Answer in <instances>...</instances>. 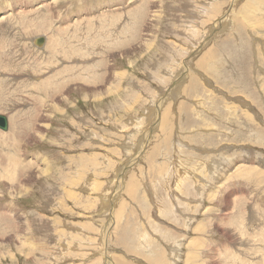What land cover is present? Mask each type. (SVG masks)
<instances>
[{
	"label": "rangeland",
	"instance_id": "374dc122",
	"mask_svg": "<svg viewBox=\"0 0 264 264\" xmlns=\"http://www.w3.org/2000/svg\"><path fill=\"white\" fill-rule=\"evenodd\" d=\"M49 3L0 0V264H264V0Z\"/></svg>",
	"mask_w": 264,
	"mask_h": 264
},
{
	"label": "bare ground",
	"instance_id": "6f19581e",
	"mask_svg": "<svg viewBox=\"0 0 264 264\" xmlns=\"http://www.w3.org/2000/svg\"><path fill=\"white\" fill-rule=\"evenodd\" d=\"M60 0H51V3H49V6H51V8L53 9L54 8V6L55 5H57V2H59ZM21 3H23V2H21ZM47 4V3H46ZM45 4V5H46ZM144 4V3H143ZM52 5H54V6H52ZM158 5V4H157ZM261 6V5H260ZM8 7V9H10L8 12H6V13H3L2 15H1V17H0V20L2 19V18H4L7 14H10L12 11H13V9H11V6L9 5V6H7ZM40 8H42V7H44V5L42 4V5H40L39 6ZM49 8V7H48ZM15 9V8H14ZM51 9V10H52ZM54 10V9H53ZM55 11V10H54ZM154 11V10H153ZM108 12V11H107ZM19 13H21V16H23V13L21 12V10L20 11H18L17 13H15V14H19ZM56 13V12H55ZM56 15V14H55ZM144 15V14H143ZM57 16V15H56ZM142 16V15H141ZM154 16V15H153ZM156 16V15H155ZM26 17V16H25ZM53 17V16H52ZM157 17V16H156ZM53 18H55V17H53ZM58 18V17H57ZM62 18V17H61ZM154 18V17H153ZM62 19H64V18H62ZM154 20V19H153ZM142 21V20H141ZM56 22H60L61 24H62V22L61 21H59V20H55V23ZM156 22V21H155ZM222 22V24L221 25H223V24H225L226 22L225 21H221ZM221 22H219V23H221ZM142 23V22H141ZM218 24V23H217ZM257 25V24H256ZM238 26V25H237ZM240 26V25H239ZM243 26V25H242ZM216 27V26H215ZM221 28H222V26H221ZM242 28V27H241ZM140 37V36H139ZM36 38H38V40L36 41V43H37V45H39V46H41L42 44H44L46 41H47V39L46 38H44V37H36ZM35 38V39H36ZM137 39V38H136ZM208 39H209V37H208ZM142 42V41H141ZM121 56V55H120ZM88 67V66H87ZM112 73V71H110V74ZM118 74V73H117ZM125 74V73H124ZM89 77V76H88ZM91 77H92V75H91ZM112 77V76H111ZM183 77V76H182ZM179 82H180V78H179ZM112 83V82H111ZM178 83V82H177ZM114 84V83H113ZM116 85V84H115ZM177 85H179V84H177ZM176 86V85H175ZM175 86H174V88H175ZM112 87V86H111ZM108 89H109V86L107 87ZM106 88V89H107ZM85 88H82V90H84ZM119 89V88H118ZM174 91V90H173ZM168 92V91H167ZM168 96H170V95H168ZM175 97V96H174ZM163 100V99H162ZM160 102V101H159ZM155 105H156V103H155ZM158 105H159V103H158ZM153 108H154V106H153ZM153 110V109H152ZM168 110V109H167ZM154 111V110H153ZM165 111H166V109H165ZM167 112V111H166ZM153 113V112H152ZM47 114L49 115V111L47 112ZM163 114H165L164 112H163ZM0 115H3V116H6L7 118H8V116L7 115H4V114H0ZM148 115V114H147ZM168 115V114H167ZM38 116V115H37ZM43 117V116H42ZM152 117V116H151ZM165 117V116H164ZM34 118V119H33ZM32 119L35 121V120H37V118L38 117H36V115L33 117ZM31 119V120H32ZM154 119V118H153ZM165 119H166V117H165ZM169 120V119H168ZM33 121V122H34ZM42 121V120H41ZM150 121V120H149ZM163 121H164V119H163ZM162 121V122H163ZM166 121V120H165ZM164 121V122H165ZM160 122V121H159ZM143 123H145V122H143ZM153 123H155V121L153 122ZM21 125H19V127H22V123H20ZM149 124V123H148ZM152 124V123H151ZM48 125V123H46L45 121L42 123H40V126H39V128L38 129H36V131H35V133H37V134H35V136H36V139L37 138H39V137H43V135H44V132H43V128H45L46 126ZM162 125H164V123L162 124ZM8 126L10 127V123H9V118H8ZM34 126V125H33ZM9 127H8V130H9ZM32 127V126H31ZM157 127V126H156ZM36 128H37V126H36ZM149 128V127H148ZM33 129H34V127H33ZM150 129H152V128H150ZM154 129V128H153ZM161 129V128H160ZM5 131V130H4ZM30 134V133H29ZM34 137V136H33ZM24 138V137H23ZM22 142H23V140H22ZM21 143V142H20ZM19 146H20V144H18ZM25 146L22 148V150H25V149H27V145H29V142L27 143V144H24ZM18 146V147H19ZM20 148V147H19ZM24 152V151H23ZM24 154H25V152H24ZM41 156V155H40ZM48 159V158H47ZM40 160V162H39V167H38V169L40 168V164H42V162L45 160L44 158H42V159H39ZM48 161V160H47ZM47 161H45V162H47ZM50 162V161H49ZM252 166V165H251ZM239 167V166H238ZM255 167V166H254ZM240 168V167H239ZM248 168H249V166H248ZM46 169V168H45ZM49 169V168H48ZM243 169V168H242ZM249 169H252L251 167L249 168ZM257 169V168H256ZM53 170V169H52ZM244 170V169H243ZM253 170H254V168H253ZM45 171L46 170H44V173H45ZM237 172H238V170H237ZM42 173V172H41ZM50 174V173H49ZM239 174V173H238ZM240 174H243V173H240ZM45 175V174H44ZM120 184V183H119ZM224 185V184H223ZM1 186H3V185H1ZM21 185H20V183L18 184V187H14V186H9V189H16V190H12L13 192H19V193H24V192H28L29 191V188L28 187H26V185H23V187H25V189L24 190H22V189H17V188H19ZM3 187H5V186H3ZM128 189V188H127ZM30 190H31V188H30ZM1 191V190H0ZM131 192V191H130ZM216 194V193H215ZM214 194V195H215ZM213 194H211L210 196H212ZM213 197V196H212ZM107 198V197H106ZM211 198V197H210ZM103 206V205H102ZM115 206V205H114ZM110 207V206H109ZM117 209H119V208H117ZM122 213V212H121ZM160 214H161V212H160ZM119 215V214H118ZM117 215V216H118ZM111 216V215H110ZM108 217V216H107ZM111 220V219H110ZM20 237V236H19ZM23 239V238H22ZM30 239V238H29ZM33 240V239H32ZM20 241H21V239H20ZM26 241V240H25ZM30 241V240H29ZM29 241H26L27 242V244H29L31 247H33L32 245H33V243L32 242H29ZM34 241H36V240H34ZM198 241V240H197ZM23 242V241H22ZM37 242L38 241H36L35 243L37 244ZM193 242H195V241H193ZM190 243H191V241H190ZM35 244V245H36ZM194 244V243H193ZM197 244V243H196ZM34 245V246H35ZM199 245V244H198ZM27 246V245H26ZM25 246V247H26ZM29 246V247H30ZM36 247H37V245H36ZM39 247V246H38ZM33 249V248H32ZM38 249V248H37ZM36 249V250H37ZM226 249V248H225ZM220 251V250H219ZM221 252V251H220ZM191 253V252H190ZM191 255H192V253H191ZM216 255V254H215ZM146 257H148V255H146ZM153 258V257H152ZM159 258V257H158ZM220 258V257H219ZM158 260V259H157ZM156 260V261H157ZM155 261V260H154ZM155 261V262H156ZM165 261V260H164ZM153 262V261H152ZM155 262H153V264L155 263ZM114 263V262H113ZM117 263V262H116ZM121 263H123V262H121ZM158 263H159V261H158ZM157 264V263H156ZM160 264V263H159Z\"/></svg>",
	"mask_w": 264,
	"mask_h": 264
},
{
	"label": "water",
	"instance_id": "95a60500",
	"mask_svg": "<svg viewBox=\"0 0 264 264\" xmlns=\"http://www.w3.org/2000/svg\"><path fill=\"white\" fill-rule=\"evenodd\" d=\"M8 118L6 116L0 115V128L2 130H8Z\"/></svg>",
	"mask_w": 264,
	"mask_h": 264
}]
</instances>
